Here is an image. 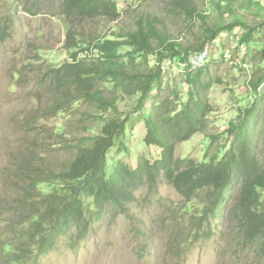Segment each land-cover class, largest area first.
<instances>
[{
    "label": "trees",
    "instance_id": "trees-1",
    "mask_svg": "<svg viewBox=\"0 0 264 264\" xmlns=\"http://www.w3.org/2000/svg\"><path fill=\"white\" fill-rule=\"evenodd\" d=\"M147 1L158 0H137L139 4ZM208 1L216 10L215 17L210 18L199 9L198 2ZM43 4L71 25L63 47L70 61L49 68L45 74V86L55 90L45 113L51 118L69 108L87 106L104 116L96 134L76 142L71 149L72 159L61 169L52 170L37 160L23 163L13 209L7 217L6 212L0 215V264H40L64 237L74 248L107 210L126 216L135 202L136 191L144 186L158 191L163 184L169 185L184 203L204 200L206 207L196 221L200 229L204 224L208 227L210 219H220L230 208L229 198L234 194L232 210L246 241L264 253V157L259 159L256 152L261 136L264 138L262 3L167 0V9L173 16L198 27L190 41L163 32L156 20L147 16L138 18L133 32L82 39L74 30L76 23L96 18L110 22L119 19L113 0H43ZM16 9L13 3L10 12ZM246 16L255 20L249 21ZM0 21L2 44L9 38L12 23L7 16ZM234 31L238 33V47L260 46L251 55L255 64L248 81L252 104L238 111V119L230 123L225 131L226 141L215 154L208 157L206 152L201 162L176 158V143L188 141L202 131L213 111L207 94L215 81L199 57L221 34ZM121 48L129 49L125 58L119 54ZM149 57L154 58L151 66L147 63ZM167 63L177 65L182 72L174 79L168 96L161 97L163 66ZM105 83H111L116 93L137 97L134 112L138 115L134 121L144 122L143 143L158 148V158L138 156L132 167L110 157L113 151L119 154L121 149L116 142L126 134L127 126L133 128L134 122L121 117L116 95L107 97L99 89ZM181 84L187 87L185 101L180 98ZM148 100L149 112L144 114ZM214 142L213 137L210 148ZM43 185H49L50 191L43 192Z\"/></svg>",
    "mask_w": 264,
    "mask_h": 264
},
{
    "label": "rangeland",
    "instance_id": "rangeland-1",
    "mask_svg": "<svg viewBox=\"0 0 264 264\" xmlns=\"http://www.w3.org/2000/svg\"><path fill=\"white\" fill-rule=\"evenodd\" d=\"M40 1L0 0V20L7 16L12 23L9 38L0 44V215L6 212V217L16 201L20 186L17 178L23 163L37 160L52 170L61 169L72 159L71 149L76 142L96 134L104 116L87 106L69 108L51 118L45 113L55 92L53 86H45L48 83L45 74L49 68L70 61L63 47L71 25ZM113 1L120 12L119 19L110 22L96 18L76 23L74 30L82 39L112 38L133 32L141 16L156 20L163 32L184 41L192 40L193 32L198 30L197 26L173 16L167 9V0L142 4L137 0ZM257 1L264 6V0ZM13 3L17 9L10 12ZM198 6L210 18L216 16L212 2H198ZM29 10L39 14L30 15ZM246 18L255 20L252 16ZM236 32L221 34L199 57L202 64L208 65L215 81L207 94L213 111L202 131L188 141L176 143V158L201 162L206 152L208 157L215 154L226 141L225 131L230 123L238 119V111L252 104L248 81L255 64L251 55L260 46L238 47ZM128 51L121 48L119 54L125 58ZM153 60L149 57V66ZM181 72L177 65L163 66L161 97L168 96ZM99 89L107 97L116 95L121 117H127L128 123L134 122L133 128L127 126L126 134L116 142L121 149L119 154L113 151L110 157L132 167L138 156L158 158L159 149L143 143L144 122L134 121L138 115L134 112L137 97L114 92L111 83L100 85ZM180 89V98L185 101L187 87L181 84ZM149 108L150 100L145 103L143 113L148 114ZM213 137L215 142L210 148ZM256 152L262 160V136ZM40 188L45 193L50 191L49 185ZM233 195L228 202L230 208L220 219H210L208 227L204 224L200 229L196 221L206 207L203 199L187 204L169 185L163 184L158 191L141 187L126 216L107 210L84 240L71 248L72 243L61 238L40 264H264V253L245 239L232 210L236 200Z\"/></svg>",
    "mask_w": 264,
    "mask_h": 264
},
{
    "label": "built area",
    "instance_id": "built-area-1",
    "mask_svg": "<svg viewBox=\"0 0 264 264\" xmlns=\"http://www.w3.org/2000/svg\"><path fill=\"white\" fill-rule=\"evenodd\" d=\"M167 64H169V63H167Z\"/></svg>",
    "mask_w": 264,
    "mask_h": 264
}]
</instances>
